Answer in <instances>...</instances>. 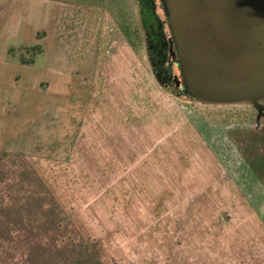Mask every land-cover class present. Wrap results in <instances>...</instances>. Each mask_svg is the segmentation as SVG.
<instances>
[{
    "label": "rangeland",
    "instance_id": "obj_1",
    "mask_svg": "<svg viewBox=\"0 0 264 264\" xmlns=\"http://www.w3.org/2000/svg\"><path fill=\"white\" fill-rule=\"evenodd\" d=\"M133 6L0 0V264H264L259 111L161 86Z\"/></svg>",
    "mask_w": 264,
    "mask_h": 264
},
{
    "label": "water",
    "instance_id": "obj_2",
    "mask_svg": "<svg viewBox=\"0 0 264 264\" xmlns=\"http://www.w3.org/2000/svg\"><path fill=\"white\" fill-rule=\"evenodd\" d=\"M160 1L187 95L212 104L249 102L262 113L264 0Z\"/></svg>",
    "mask_w": 264,
    "mask_h": 264
},
{
    "label": "flooded vegetation",
    "instance_id": "obj_3",
    "mask_svg": "<svg viewBox=\"0 0 264 264\" xmlns=\"http://www.w3.org/2000/svg\"><path fill=\"white\" fill-rule=\"evenodd\" d=\"M152 5H149V8L147 10L148 13L145 15V17L143 16L142 18L141 16V8L139 13L141 19L140 25L142 26L144 35H146L148 58L152 69V73L155 76L156 80L159 82V84L164 88L173 89L175 90V92L187 96L183 88L184 85H183L181 68L179 64L173 61V58L170 54L169 40L171 39V33L170 35H168L166 32V30L169 29L167 25V19L166 21L160 19L157 12L158 6L155 0H154V5H156L155 9L158 17L155 18L152 15L147 17V15H150L149 12L152 10ZM161 7L163 9V5ZM131 27L132 24L129 25V29H131ZM153 40L155 41V43H153ZM130 44L133 45V43ZM176 66L181 73V77L177 76V74L174 73L175 71L174 67ZM177 82H179L180 84L179 86L177 85ZM187 97L196 100L190 96ZM196 101L201 102L199 100ZM201 103H205V102H201ZM207 104H212V103H207ZM263 119H264V110L262 111V113H259V118L256 119L255 124L257 125V127L260 126V128H256L257 131L264 132V123H262Z\"/></svg>",
    "mask_w": 264,
    "mask_h": 264
},
{
    "label": "crops",
    "instance_id": "obj_4",
    "mask_svg": "<svg viewBox=\"0 0 264 264\" xmlns=\"http://www.w3.org/2000/svg\"><path fill=\"white\" fill-rule=\"evenodd\" d=\"M38 1H40V0H38ZM59 1H62V0H59ZM39 3V2H38ZM133 3H134V13H135V16H134V18L136 19V16H140L139 15V13H140V5H139V2L137 1V0H133ZM11 5H14V3H13V1H11ZM41 7V8H40ZM54 7H55V9H54ZM73 7V6H72ZM30 8H32L33 9V13L35 14V18L37 17L38 18V20H39V22H37V24L35 23V22H33V24H32V22H30L29 23V26L31 27H29L28 29L29 30H27L26 31V34L28 35V34H30L31 36L34 34V32L37 34L39 31H41L42 29H50L51 28V26H53V25H55V24H57L58 23V20L59 19H61L65 14H66V11H68L69 13H71V10H68L67 8H61V7H59V6H57V4L55 5V6H53V9H51V10H49L50 11V13L51 14H47V20H46V22H45V24L46 25H43L42 26V24H43V21H45L44 20V15H45V6H40V3L38 4V6H36L35 8H34V6H31ZM65 9H66V11H65ZM38 10V11H37ZM42 10V11H41ZM55 11V12H54ZM55 14L56 15H58V16H60V18H54L55 17ZM138 14V15H137ZM31 20V19H30ZM141 20V19H140ZM56 21V22H55ZM133 21H131V23H132ZM36 24V25H35ZM46 28H45V27ZM33 29V30H32ZM27 37V36H26ZM2 150V149H1Z\"/></svg>",
    "mask_w": 264,
    "mask_h": 264
},
{
    "label": "trees",
    "instance_id": "obj_5",
    "mask_svg": "<svg viewBox=\"0 0 264 264\" xmlns=\"http://www.w3.org/2000/svg\"><path fill=\"white\" fill-rule=\"evenodd\" d=\"M139 2H140V4H141V16H142V18H143V16L145 17V15L148 13L147 12V10H148V8H149V5H152V3H153V5H152V10L149 12L150 13V15H147V17L148 16H153V17H155V18H157L158 16H157V14H156V5H154V0H139ZM153 43H155V41L153 40ZM33 52H34V54H32V55H37L38 54V52H41V47L40 46H33L32 48H30ZM31 60H32V58H30ZM33 60H34V57H33ZM30 61V60H29ZM34 61H30V62H26V60L23 58V60H22V64H29V63H33ZM185 94H187L186 92H185ZM187 96H189V95H187Z\"/></svg>",
    "mask_w": 264,
    "mask_h": 264
},
{
    "label": "built area",
    "instance_id": "obj_6",
    "mask_svg": "<svg viewBox=\"0 0 264 264\" xmlns=\"http://www.w3.org/2000/svg\"><path fill=\"white\" fill-rule=\"evenodd\" d=\"M155 1H156V4H157L158 8H159V6H160V7L162 6V4H161V1H160V0H155Z\"/></svg>",
    "mask_w": 264,
    "mask_h": 264
}]
</instances>
